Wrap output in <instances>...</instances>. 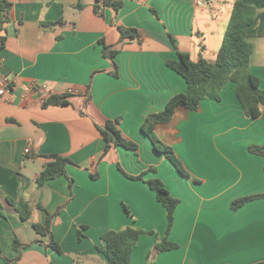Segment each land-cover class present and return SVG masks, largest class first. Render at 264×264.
Listing matches in <instances>:
<instances>
[{
    "label": "crops",
    "instance_id": "1",
    "mask_svg": "<svg viewBox=\"0 0 264 264\" xmlns=\"http://www.w3.org/2000/svg\"><path fill=\"white\" fill-rule=\"evenodd\" d=\"M237 1L256 10L244 37L253 46L250 71L264 90V0H206L203 6L123 0L118 13L109 7L97 12L95 0H9L0 71L14 89L0 99V264H106L97 250L105 248L102 236L128 227L145 232L131 264L264 262V198L231 208L237 199L264 194V157L249 151L264 146V108L259 118L248 117L233 83L220 101L203 100L200 111L179 108L171 124L156 130L186 164L185 175L141 130L148 115L187 92L167 63L178 51L195 62L214 61ZM119 26L136 29L140 39L119 46ZM102 41L119 47L117 76ZM67 93L71 105L43 107L50 96ZM117 119L137 153L113 147L105 154L96 124ZM55 155L74 165L67 176L38 186L47 157ZM194 163L198 171L189 167ZM153 166L159 174L147 173ZM119 167L131 176L160 178L180 200L167 238L178 248L156 250L167 236L166 210L147 184L128 179ZM27 206L32 218L23 222L20 211ZM59 210L51 233L61 253L37 243L48 244L50 234L42 237L33 227ZM15 240L29 247L19 253Z\"/></svg>",
    "mask_w": 264,
    "mask_h": 264
},
{
    "label": "trees",
    "instance_id": "2",
    "mask_svg": "<svg viewBox=\"0 0 264 264\" xmlns=\"http://www.w3.org/2000/svg\"><path fill=\"white\" fill-rule=\"evenodd\" d=\"M122 6L123 0H95L94 9L98 12L104 7H109L114 12L118 13ZM11 7L12 5L9 0H0V41L2 47L6 42ZM78 7L81 8L82 5H79ZM153 13L156 15L155 11H153ZM255 18L256 10L253 7L237 1L233 7L223 44L214 61L200 58V60L195 62L191 59L188 53L178 51L177 60L169 61L167 63L168 66L186 82L187 92L172 97L162 112L148 115L142 124L141 130L151 140L155 150L164 154L183 175L187 174L183 163L180 161L171 146L161 142L156 130L160 125L171 124L174 121L176 112L179 108H185L194 112L199 111L200 104L203 100L211 99L220 101L221 92L229 83H233L235 84L236 97L241 103L245 114L253 119L259 118L262 114V109L264 108V90L261 89L259 78L254 76L250 71L253 46L247 42L244 37V30L253 25ZM118 30L120 33L119 46L140 39L139 32L136 29L119 26ZM172 43L174 46L176 45L174 39H172ZM102 44L103 55L112 62L114 65L112 74L117 76L115 57L119 53V47L107 46L103 41ZM89 89L90 85L88 86L86 94L87 102L90 100V95L88 93ZM71 97L72 94L70 93L50 96L43 103V107L71 105ZM81 114L85 115L86 113L81 112ZM119 125L120 121L118 119L115 121L109 120L103 126L96 124L106 143L105 154L113 147H122L131 152L137 153V144L127 140L122 135ZM249 151L252 154L264 157V146H251ZM47 158L51 159V161L44 166L37 179L38 186H43L49 180L67 176V166L74 165L68 158L58 155L48 156ZM119 170L127 178L142 182H144V175L150 172L155 173V169L150 168L147 173H143L139 176H131L126 174L121 167H119ZM145 181L149 188L156 194L158 202L165 208L167 213V236L163 241L156 245V250L164 252L176 249L178 248V245L169 242L167 238L174 225L175 213L180 204V200L174 198L170 194L165 184L160 179L152 178ZM261 198H264V194L237 199L232 203L231 208L237 210L246 203ZM125 210L127 214L131 216L127 207ZM60 212L61 210L56 212L55 215H48L45 225L33 224V227L42 237L50 234V241L48 244H44L42 241H38L37 243L53 248L61 253L60 246L56 244L51 233L52 221ZM0 216L4 217V211L1 204ZM31 218L32 211L30 206H27L24 211H20V219L23 222H29ZM144 233L145 232L142 230L133 227H128L119 231L110 230L102 236L105 248H97V250L105 260L106 264H131L133 248L137 245L140 237ZM28 247L29 245H23L18 240L14 241V249L19 253ZM16 259L19 260L20 255ZM257 264H264V262Z\"/></svg>",
    "mask_w": 264,
    "mask_h": 264
},
{
    "label": "built area",
    "instance_id": "3",
    "mask_svg": "<svg viewBox=\"0 0 264 264\" xmlns=\"http://www.w3.org/2000/svg\"><path fill=\"white\" fill-rule=\"evenodd\" d=\"M198 6H203L206 0H196ZM14 89L12 79L0 71V99L6 98ZM29 150H26L28 153Z\"/></svg>",
    "mask_w": 264,
    "mask_h": 264
},
{
    "label": "rangeland",
    "instance_id": "4",
    "mask_svg": "<svg viewBox=\"0 0 264 264\" xmlns=\"http://www.w3.org/2000/svg\"><path fill=\"white\" fill-rule=\"evenodd\" d=\"M223 92V91H222ZM221 92V93H222ZM220 96H221V94H220ZM206 100H211V99H206ZM214 101H216V100H214ZM200 111V110H199ZM120 121V120H119ZM121 122V121H120ZM158 137H159V139L161 140V142H163L164 144H166L165 142H164V140L158 135ZM135 144H137L136 142H135ZM166 145H168V144H166ZM170 146V145H169ZM173 148V147H172ZM174 152L176 153V155H178L177 154V152L174 150ZM178 158H179V156H178ZM180 159V158H179ZM181 160V159H180ZM181 162L183 163V165H184V167L189 171V169L187 168V166H186V164L183 162V160H181ZM191 163V162H190ZM190 168L192 167V169L193 170H195V171H198L199 170V165L198 164H190V166H189ZM152 168H154L156 171H158V166L157 167H155V166H153ZM119 169V168H118ZM120 173H121V171L120 170H118ZM158 174H159V171H158ZM157 174V175H158ZM150 176V175H149ZM144 182H142V181H139L140 183H145L144 185H146V181L145 180H147V176L146 175H144ZM157 178V177H156ZM129 179V178H128ZM158 179H160V178H158ZM131 180V179H130ZM161 180V179H160ZM133 181H135V180H133ZM162 181V180H161ZM163 182V181H162ZM147 186V185H146ZM166 186V185H165ZM167 188V187H166ZM167 190H168V188H167ZM169 191V190H168ZM171 194V193H170ZM172 195V194H171ZM174 197V196H173ZM174 198H176V197H174ZM79 264V263H78Z\"/></svg>",
    "mask_w": 264,
    "mask_h": 264
}]
</instances>
